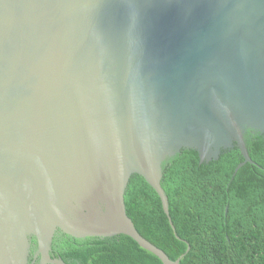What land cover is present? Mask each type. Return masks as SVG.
I'll list each match as a JSON object with an SVG mask.
<instances>
[{
	"label": "water",
	"instance_id": "95a60500",
	"mask_svg": "<svg viewBox=\"0 0 264 264\" xmlns=\"http://www.w3.org/2000/svg\"><path fill=\"white\" fill-rule=\"evenodd\" d=\"M247 132L264 137V0H0V264H65L57 232L178 264L127 217L129 179L180 240L163 162L236 148L233 177Z\"/></svg>",
	"mask_w": 264,
	"mask_h": 264
},
{
	"label": "trees",
	"instance_id": "16d2710c",
	"mask_svg": "<svg viewBox=\"0 0 264 264\" xmlns=\"http://www.w3.org/2000/svg\"><path fill=\"white\" fill-rule=\"evenodd\" d=\"M244 164L233 148L199 164L182 150L161 166L174 237L155 192L132 176L124 193L127 217L137 233L178 264H264V137L247 132ZM227 212L225 214V209ZM189 251L185 254L187 246ZM32 244L35 242L32 240ZM34 250V249H33ZM50 256L65 264H161L126 236L74 239L55 233Z\"/></svg>",
	"mask_w": 264,
	"mask_h": 264
},
{
	"label": "flooded vegetation",
	"instance_id": "af4514ba",
	"mask_svg": "<svg viewBox=\"0 0 264 264\" xmlns=\"http://www.w3.org/2000/svg\"><path fill=\"white\" fill-rule=\"evenodd\" d=\"M31 254L32 255L30 256V262L33 263V264H38L37 259L36 260L33 259L34 255H35V250H32Z\"/></svg>",
	"mask_w": 264,
	"mask_h": 264
}]
</instances>
